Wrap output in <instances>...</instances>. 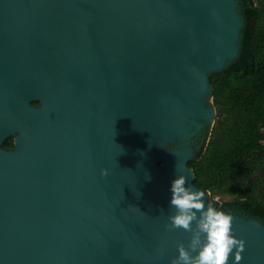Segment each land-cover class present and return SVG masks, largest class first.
Returning a JSON list of instances; mask_svg holds the SVG:
<instances>
[{
  "label": "water",
  "instance_id": "water-1",
  "mask_svg": "<svg viewBox=\"0 0 264 264\" xmlns=\"http://www.w3.org/2000/svg\"><path fill=\"white\" fill-rule=\"evenodd\" d=\"M244 27L240 0H0V264H171V182L196 187ZM228 213L264 264V223Z\"/></svg>",
  "mask_w": 264,
  "mask_h": 264
},
{
  "label": "trees",
  "instance_id": "trees-1",
  "mask_svg": "<svg viewBox=\"0 0 264 264\" xmlns=\"http://www.w3.org/2000/svg\"><path fill=\"white\" fill-rule=\"evenodd\" d=\"M240 3L245 22L240 54L211 76L217 118L189 168L214 206L264 223V0ZM5 148L13 149L14 140ZM216 196L231 200L218 202Z\"/></svg>",
  "mask_w": 264,
  "mask_h": 264
},
{
  "label": "clouds",
  "instance_id": "clouds-1",
  "mask_svg": "<svg viewBox=\"0 0 264 264\" xmlns=\"http://www.w3.org/2000/svg\"><path fill=\"white\" fill-rule=\"evenodd\" d=\"M170 193L175 214L169 216V230L191 233L188 246H178L179 255L171 264H240L247 242L235 235L234 217L212 203L206 206V193L188 184L186 175L172 180Z\"/></svg>",
  "mask_w": 264,
  "mask_h": 264
},
{
  "label": "rangeland",
  "instance_id": "rangeland-1",
  "mask_svg": "<svg viewBox=\"0 0 264 264\" xmlns=\"http://www.w3.org/2000/svg\"><path fill=\"white\" fill-rule=\"evenodd\" d=\"M208 139V138H207ZM207 142V141H206ZM215 201H218V202H225V201H230L231 200V197L229 196H216L214 198ZM210 203H211V198H210Z\"/></svg>",
  "mask_w": 264,
  "mask_h": 264
},
{
  "label": "flooded vegetation",
  "instance_id": "flooded-vegetation-1",
  "mask_svg": "<svg viewBox=\"0 0 264 264\" xmlns=\"http://www.w3.org/2000/svg\"><path fill=\"white\" fill-rule=\"evenodd\" d=\"M241 14H242V4H241ZM205 139H206V137L204 139L203 138L201 139L200 146L198 145L199 146V149L201 148V146H202V144H203V142H204ZM233 213H236V214H239V215H243V216H246L248 218H253V217L247 216L246 214H244L242 212H233Z\"/></svg>",
  "mask_w": 264,
  "mask_h": 264
}]
</instances>
